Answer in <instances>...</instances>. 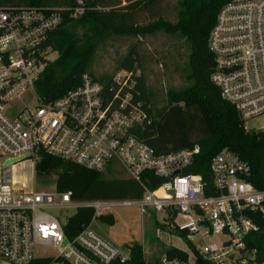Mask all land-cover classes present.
<instances>
[{"label": "built area", "instance_id": "built-area-1", "mask_svg": "<svg viewBox=\"0 0 264 264\" xmlns=\"http://www.w3.org/2000/svg\"><path fill=\"white\" fill-rule=\"evenodd\" d=\"M84 12L82 6L0 7V264H127L131 248L119 249L92 225L104 223L116 208L133 207L166 214V233L182 243L179 249L167 247L178 254H167L165 248L142 264H197L198 259L263 264L246 244L258 229L256 218H264V190L248 181L250 166L221 149L209 163L211 183H206L202 176L185 173L199 153L197 146L158 154L138 137L152 118L142 103L133 102L132 74L121 70L109 89L83 74L79 86L58 99L38 96L35 86L53 52L46 46L49 34L65 13L77 19ZM208 50L214 59L210 82L220 98L237 111L246 132H264L247 127L264 116V0L225 3L209 33ZM28 96L33 100L22 104ZM42 156L96 172L115 162L142 188V197L73 201L69 192H35L12 177L21 163L34 170ZM146 174L164 182L151 191ZM79 209L92 210L91 221L68 239L65 221L55 212ZM42 248L56 255L39 256Z\"/></svg>", "mask_w": 264, "mask_h": 264}, {"label": "trees", "instance_id": "trees-1", "mask_svg": "<svg viewBox=\"0 0 264 264\" xmlns=\"http://www.w3.org/2000/svg\"><path fill=\"white\" fill-rule=\"evenodd\" d=\"M84 15L77 19L63 15L61 25L51 32L46 46L57 53L35 86V91L44 100H55L79 86L81 76L89 75L106 88L112 84V76L104 81L90 74L91 57L100 39L109 36L139 37L153 36L159 32L179 34L189 47L190 85L182 91H168L165 103L160 108L151 98L146 78L141 73L136 51L132 50L119 64V69L132 74L135 80L133 102H140L152 118V124L144 127L138 137L158 154L197 146L199 153L185 173L202 176L211 183L209 163L221 149H228L250 166L248 181L257 189L264 190V132L244 130V122L237 111L224 102L218 89L210 82L214 59L208 50V38L221 7L229 0H177L179 11L175 23L159 18L146 25L138 24L140 13L147 11L160 0H81ZM37 5L53 9L73 10V0H0V7ZM79 23L84 33L76 35L66 28ZM55 177V189L60 193H71L73 201L140 199L142 188L130 179H106L102 172L90 171L70 162L42 156L34 168L35 180ZM148 188L157 190L163 179L145 175ZM206 195L213 194L205 190ZM92 210L79 209L69 216L63 231L68 239L86 227ZM103 221H109L105 216ZM258 229L246 241L249 249L257 251V262L264 264V218L257 217ZM167 254L178 252L167 249ZM141 249L131 248V260L127 264H142ZM197 264H208L202 259Z\"/></svg>", "mask_w": 264, "mask_h": 264}, {"label": "rangeland", "instance_id": "rangeland-1", "mask_svg": "<svg viewBox=\"0 0 264 264\" xmlns=\"http://www.w3.org/2000/svg\"><path fill=\"white\" fill-rule=\"evenodd\" d=\"M179 11L177 0H160L147 11L140 13L136 21L146 25L162 18L168 23H175ZM66 30L69 33L81 35L85 28L79 23H71ZM136 51L140 60L138 74H143L151 98L160 108L165 103L168 91H182L189 87V47L179 34L169 35L159 32L145 38L109 36L100 39L91 57L90 74L104 81L106 78L115 77L121 70L120 62L132 51ZM57 58V53L48 55L50 63ZM33 98L23 97V103L32 101ZM21 102V101H20ZM20 106V105H19ZM249 129H264V116L258 117L247 123ZM106 179H126L128 174L117 163L102 171ZM15 180L27 185L28 189L35 192L54 191L55 177L50 176L35 180L34 170L28 163H21L17 172L12 174ZM161 193H158L160 195ZM62 222L74 211L55 212ZM169 219L164 213L145 210L142 213L137 208H116L112 210L109 221L92 225L93 230L121 250L125 247H138L142 257L148 261L157 258L165 251L167 245L182 246L176 236L166 233ZM179 222V220H177ZM171 236V237H170ZM211 241H215L212 238ZM264 248V236L261 238ZM198 242L195 241V244ZM37 254L43 257L55 256L52 249L42 248Z\"/></svg>", "mask_w": 264, "mask_h": 264}, {"label": "water", "instance_id": "water-1", "mask_svg": "<svg viewBox=\"0 0 264 264\" xmlns=\"http://www.w3.org/2000/svg\"><path fill=\"white\" fill-rule=\"evenodd\" d=\"M73 2H74L76 5H78V6H82V1H81V0H73ZM239 117H240V116H239ZM13 162H14V161H13ZM13 162H12V163H13ZM14 163H15V162H14ZM177 174H178V173H175L174 176L177 175ZM63 244H66V241H64Z\"/></svg>", "mask_w": 264, "mask_h": 264}, {"label": "crops", "instance_id": "crops-1", "mask_svg": "<svg viewBox=\"0 0 264 264\" xmlns=\"http://www.w3.org/2000/svg\"><path fill=\"white\" fill-rule=\"evenodd\" d=\"M126 179H127V178H126ZM180 244H182V243H180ZM168 246H169V247H173V248H177V249H179V248L182 247V246H179V247H178V246H176V245H173V246H172V245L170 244V245H167V246H166V249H168V248H167Z\"/></svg>", "mask_w": 264, "mask_h": 264}, {"label": "bare ground", "instance_id": "bare-ground-1", "mask_svg": "<svg viewBox=\"0 0 264 264\" xmlns=\"http://www.w3.org/2000/svg\"><path fill=\"white\" fill-rule=\"evenodd\" d=\"M160 193V192H159Z\"/></svg>", "mask_w": 264, "mask_h": 264}]
</instances>
